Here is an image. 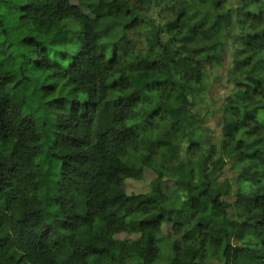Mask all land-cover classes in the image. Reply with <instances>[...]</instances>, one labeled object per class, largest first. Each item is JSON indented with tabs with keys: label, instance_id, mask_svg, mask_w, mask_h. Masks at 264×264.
I'll return each mask as SVG.
<instances>
[{
	"label": "trees",
	"instance_id": "1",
	"mask_svg": "<svg viewBox=\"0 0 264 264\" xmlns=\"http://www.w3.org/2000/svg\"><path fill=\"white\" fill-rule=\"evenodd\" d=\"M226 1L0 0V264H264V0ZM230 38L216 146L190 94Z\"/></svg>",
	"mask_w": 264,
	"mask_h": 264
},
{
	"label": "rangeland",
	"instance_id": "2",
	"mask_svg": "<svg viewBox=\"0 0 264 264\" xmlns=\"http://www.w3.org/2000/svg\"><path fill=\"white\" fill-rule=\"evenodd\" d=\"M242 0H227L224 4V9H235L241 5ZM73 4H77L75 1H72ZM84 13L87 11L81 7ZM154 10L151 8L147 15L154 18L156 23H161L163 19L166 17V13L163 12H153ZM232 32H236L235 26L232 27ZM163 39H169V34L166 30L162 32ZM235 42V41H234ZM232 38L226 40V45L224 47V62L223 65L218 68H209L207 65L204 66L206 69V77L194 86L193 92L190 94V100L193 104V112L198 114L200 117L204 118V126L208 128L212 133V142L218 146L221 140L220 133V124L223 113V104L225 98L230 93L233 85L228 83L227 81V70L230 67L232 55L234 53V48L232 44L234 43ZM238 47V46H237ZM145 51L148 46L145 43ZM148 50V49H147ZM30 91L29 85L25 87H21L18 89L9 87L8 92L11 94L12 99L15 103H19L22 99L28 94ZM259 121L264 120V110L258 112ZM156 174L148 168H144L141 172L140 178H126L124 180V190L129 194H138L145 193L149 190L150 181L155 178ZM237 176V171L231 166V164L227 163L221 173L220 180L228 179L233 181ZM163 184L166 188H170L174 184V179L164 178ZM234 188L230 191L226 201L231 203L235 198ZM229 212L232 218H235L234 211L230 207ZM162 233L165 236L170 235L171 227L168 224L162 226ZM116 239L130 240L137 238L138 235L131 234L127 232H119L114 236ZM165 248L161 246V254L164 256ZM167 251V250H166ZM209 264H220V262L216 260H212Z\"/></svg>",
	"mask_w": 264,
	"mask_h": 264
}]
</instances>
